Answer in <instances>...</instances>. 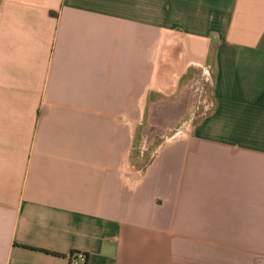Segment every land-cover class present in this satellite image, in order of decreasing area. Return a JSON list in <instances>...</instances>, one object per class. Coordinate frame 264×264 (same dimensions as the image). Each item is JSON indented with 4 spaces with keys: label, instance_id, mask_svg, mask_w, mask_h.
<instances>
[{
    "label": "crops",
    "instance_id": "obj_1",
    "mask_svg": "<svg viewBox=\"0 0 264 264\" xmlns=\"http://www.w3.org/2000/svg\"><path fill=\"white\" fill-rule=\"evenodd\" d=\"M0 264H264V0H0Z\"/></svg>",
    "mask_w": 264,
    "mask_h": 264
},
{
    "label": "rangeland",
    "instance_id": "obj_2",
    "mask_svg": "<svg viewBox=\"0 0 264 264\" xmlns=\"http://www.w3.org/2000/svg\"><path fill=\"white\" fill-rule=\"evenodd\" d=\"M194 90V87L191 88L190 90ZM209 88L204 87L203 88V93H207L209 92L208 90ZM197 91V89L195 90ZM208 96V95H207ZM167 107H163L160 106L158 108V111L155 110L154 112L157 113L158 115L154 116V112H150L148 117H145V126L143 128H145L147 130V127L149 125H154V124H159V126L162 127H167L170 126L169 128L174 127L176 121H178L180 118H177V114L179 112V104L177 103H167L166 105ZM179 106V107H178ZM173 107H176L175 109H173ZM171 109L173 111H171ZM179 109V110H178ZM170 114L169 117H161V115L163 114ZM140 129L139 130V134H138V139H137V143L135 144V147L132 149L131 154L129 155V164L131 165V167L137 172V173H141L144 168L146 167V165L150 162V160L152 159V156L155 152L156 146L157 144L160 142V136H165V130L162 133V130H158L159 133V137L155 140H152L153 137V130H144V129ZM159 128V127H158ZM148 133V135H145V133ZM168 134H172V132H169ZM143 135L149 137V139L147 138L146 140L149 142H146V146L141 144V142L143 141V138H145Z\"/></svg>",
    "mask_w": 264,
    "mask_h": 264
},
{
    "label": "flooded vegetation",
    "instance_id": "obj_3",
    "mask_svg": "<svg viewBox=\"0 0 264 264\" xmlns=\"http://www.w3.org/2000/svg\"><path fill=\"white\" fill-rule=\"evenodd\" d=\"M191 88H193L192 86L190 87V89ZM203 85L202 86H200L199 87V90L198 91H196L195 92V90H190V89H188V90H190L189 91V96H191V97H193L194 95H192V94H195V97H198V96H202V94H203ZM158 113V112H157ZM157 113H155L154 114V116H156V115H158ZM159 127V128H158ZM144 130H146L145 128H143ZM165 130V129H167V127H162V126H159V124H152V125H149L148 127H147V130H153V137H152V140H155V139H157L158 137H159V133H158V130ZM146 130V131H147ZM145 133V135H148V133H146V132H144ZM145 135H143L145 138H143V141L141 142V144H143V145H145L146 144V142H149V141H147L146 139L148 138L149 139V137L147 136V138H146V136ZM146 146V145H145Z\"/></svg>",
    "mask_w": 264,
    "mask_h": 264
},
{
    "label": "built area",
    "instance_id": "obj_4",
    "mask_svg": "<svg viewBox=\"0 0 264 264\" xmlns=\"http://www.w3.org/2000/svg\"><path fill=\"white\" fill-rule=\"evenodd\" d=\"M77 257H78L80 260H82V261H83V259H84V258H83V255H78Z\"/></svg>",
    "mask_w": 264,
    "mask_h": 264
},
{
    "label": "water",
    "instance_id": "obj_5",
    "mask_svg": "<svg viewBox=\"0 0 264 264\" xmlns=\"http://www.w3.org/2000/svg\"><path fill=\"white\" fill-rule=\"evenodd\" d=\"M176 104H177V102H176ZM176 107H173V109H175ZM171 111H173L172 109H171Z\"/></svg>",
    "mask_w": 264,
    "mask_h": 264
}]
</instances>
